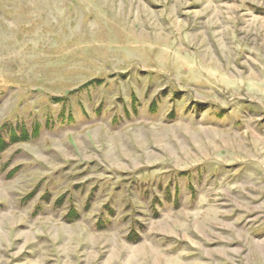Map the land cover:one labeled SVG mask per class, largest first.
Masks as SVG:
<instances>
[{
    "label": "rangeland",
    "instance_id": "374dc122",
    "mask_svg": "<svg viewBox=\"0 0 264 264\" xmlns=\"http://www.w3.org/2000/svg\"><path fill=\"white\" fill-rule=\"evenodd\" d=\"M0 129V264H264V0H0Z\"/></svg>",
    "mask_w": 264,
    "mask_h": 264
},
{
    "label": "trees",
    "instance_id": "16d2710c",
    "mask_svg": "<svg viewBox=\"0 0 264 264\" xmlns=\"http://www.w3.org/2000/svg\"><path fill=\"white\" fill-rule=\"evenodd\" d=\"M1 130L2 129H0V133H1ZM9 131H10V136H9L10 142L26 140V139H29L30 136H36L38 133V130L36 127L32 129V132H30L31 133L30 134L29 131L24 126L19 128V132H17V130L13 132V130H10V129ZM6 144H7L6 141L3 139L2 135L0 134V151L4 150V148L6 147ZM70 213L73 216H76V217L78 216L76 211L70 210ZM128 235H131V234H128Z\"/></svg>",
    "mask_w": 264,
    "mask_h": 264
}]
</instances>
